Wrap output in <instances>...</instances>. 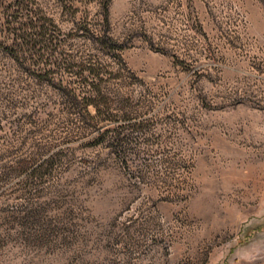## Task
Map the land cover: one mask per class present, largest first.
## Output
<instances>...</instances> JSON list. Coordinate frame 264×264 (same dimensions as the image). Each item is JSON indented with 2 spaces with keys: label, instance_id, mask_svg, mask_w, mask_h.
<instances>
[{
  "label": "rangeland",
  "instance_id": "rangeland-1",
  "mask_svg": "<svg viewBox=\"0 0 264 264\" xmlns=\"http://www.w3.org/2000/svg\"><path fill=\"white\" fill-rule=\"evenodd\" d=\"M28 2L100 70L0 50V264H264V0Z\"/></svg>",
  "mask_w": 264,
  "mask_h": 264
},
{
  "label": "trees",
  "instance_id": "trees-1",
  "mask_svg": "<svg viewBox=\"0 0 264 264\" xmlns=\"http://www.w3.org/2000/svg\"><path fill=\"white\" fill-rule=\"evenodd\" d=\"M6 1L8 0H0V7L4 9L1 16L3 21L0 23V33L8 34L11 37V43L8 45L0 41V50L6 54V61H8L6 67L12 68L15 72L25 73L36 81L50 80L49 75L53 71L45 68L47 64L56 66L59 63H65V67L75 66L77 67L76 73L80 77L85 73L93 78L99 75L100 68L92 59L75 64L66 61L61 52V40L50 34V29L47 27V19L38 16L28 0H12L9 3L7 2L8 4ZM8 5H12V7ZM94 41L100 45L106 44L100 37H96ZM53 54H57V56L51 57ZM89 84L92 90L95 91V96L93 99H86L87 102L96 104L101 101L106 104L105 98L100 95L98 83L92 82ZM59 89L65 94L67 99H72L69 91L65 92L60 87ZM106 134L105 131L99 133V139L105 138ZM22 164L21 162L19 163V165L23 166ZM34 164L31 163L29 167ZM41 164L36 165L32 169L40 167Z\"/></svg>",
  "mask_w": 264,
  "mask_h": 264
}]
</instances>
